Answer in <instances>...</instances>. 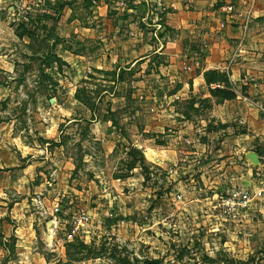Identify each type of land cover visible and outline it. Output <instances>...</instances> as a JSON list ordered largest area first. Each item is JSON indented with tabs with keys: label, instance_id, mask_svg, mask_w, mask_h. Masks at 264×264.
<instances>
[{
	"label": "rangeland",
	"instance_id": "1",
	"mask_svg": "<svg viewBox=\"0 0 264 264\" xmlns=\"http://www.w3.org/2000/svg\"><path fill=\"white\" fill-rule=\"evenodd\" d=\"M234 2L0 0V264H264V145L191 78Z\"/></svg>",
	"mask_w": 264,
	"mask_h": 264
},
{
	"label": "crops",
	"instance_id": "2",
	"mask_svg": "<svg viewBox=\"0 0 264 264\" xmlns=\"http://www.w3.org/2000/svg\"><path fill=\"white\" fill-rule=\"evenodd\" d=\"M241 1L235 0L234 3L237 4ZM245 1L248 2L247 11L251 13L249 25L241 27L239 22H230L227 25L229 34H226L222 57L217 59L211 56L208 63L212 66L201 69L191 78L194 80L193 85L195 83L196 86H203L206 73L220 71L218 73L222 74L227 81V83H222L220 89L233 94L232 98L223 101L229 105V102H232L230 100H237L239 105L237 115L241 116L240 119H243L247 125L249 144L262 148L264 145V107L259 101L264 102V28H260V24L264 22V0ZM173 9V13L168 14L167 19H171L168 25L177 32V7L173 6ZM173 45L177 47L176 42ZM149 58L148 55L141 57L140 60ZM100 68L107 70V66H100ZM248 152L255 151L249 150ZM257 154L259 156V153ZM259 158L261 157L259 156Z\"/></svg>",
	"mask_w": 264,
	"mask_h": 264
},
{
	"label": "trees",
	"instance_id": "3",
	"mask_svg": "<svg viewBox=\"0 0 264 264\" xmlns=\"http://www.w3.org/2000/svg\"><path fill=\"white\" fill-rule=\"evenodd\" d=\"M62 7V6H61ZM54 21H55V23H56V19L54 18ZM53 30V29H52ZM29 36H33V34H31V32H29ZM52 37H54L53 38V40H54V43H56V42H58V41H60L61 39L57 36V35H52ZM48 56L49 57H51V58H53V60L55 61V62H58V63H63V64H65V62H63L62 60H61V58H59L58 56H56V55H54L53 53H51V54H48ZM48 58V57H47ZM210 74H215V76L217 77V76H220V77H218V78H221V83H227V81L224 79V77H223V75H221V74H219V73H216V72H209L206 76H208V75H210ZM215 83V82H217L216 80H210L209 79V77H207V84L209 85V84H211V83ZM0 85H1V83H0ZM210 92L212 93V95L214 94V95H221L222 96V98H219L218 99V102H221V101H223L224 99H229V98H232L233 97V94L232 93H229V92H227V91H225V90H222V89H220V88H217V89H212V90H210ZM131 155L133 156L132 158H133V161L131 162L132 163V166L131 167H135V164H136V162L137 161H139L141 164H145V159H144V156H143V154L141 153V151H139V150H137V149H132L131 150ZM144 264H158L157 262H150V261H148V262H145Z\"/></svg>",
	"mask_w": 264,
	"mask_h": 264
},
{
	"label": "water",
	"instance_id": "4",
	"mask_svg": "<svg viewBox=\"0 0 264 264\" xmlns=\"http://www.w3.org/2000/svg\"><path fill=\"white\" fill-rule=\"evenodd\" d=\"M247 159L254 165H259L260 158L257 153L249 152L247 154Z\"/></svg>",
	"mask_w": 264,
	"mask_h": 264
},
{
	"label": "built area",
	"instance_id": "5",
	"mask_svg": "<svg viewBox=\"0 0 264 264\" xmlns=\"http://www.w3.org/2000/svg\"><path fill=\"white\" fill-rule=\"evenodd\" d=\"M232 9H233V7H232V6H230V7L228 8V10H230V11H231Z\"/></svg>",
	"mask_w": 264,
	"mask_h": 264
}]
</instances>
